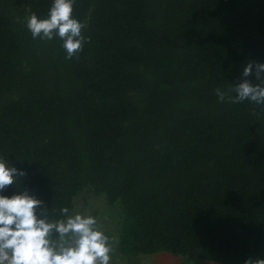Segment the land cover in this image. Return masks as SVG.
I'll use <instances>...</instances> for the list:
<instances>
[{
    "label": "trees",
    "instance_id": "obj_1",
    "mask_svg": "<svg viewBox=\"0 0 264 264\" xmlns=\"http://www.w3.org/2000/svg\"><path fill=\"white\" fill-rule=\"evenodd\" d=\"M52 3L0 0V157L26 172L0 194L53 220L104 194L118 260L264 259V105L215 93L257 82L242 73L264 63V0H75L78 59L26 27Z\"/></svg>",
    "mask_w": 264,
    "mask_h": 264
},
{
    "label": "clouds",
    "instance_id": "obj_2",
    "mask_svg": "<svg viewBox=\"0 0 264 264\" xmlns=\"http://www.w3.org/2000/svg\"><path fill=\"white\" fill-rule=\"evenodd\" d=\"M75 0H53L47 18L35 13L26 18V27L32 38L50 41L62 40L66 58L83 51L89 37L82 35L87 27L73 18ZM256 83L248 79L231 86L229 93L215 89L220 102L230 103L248 100L264 105V63L249 62L243 69V77L253 75ZM26 172L18 171L0 157V193L18 184ZM54 212L55 209H52ZM62 219H50L44 202L26 190L11 197L0 194V264H109L113 248L97 219L79 213L69 214L68 208L60 209ZM244 264H264V259L248 258Z\"/></svg>",
    "mask_w": 264,
    "mask_h": 264
},
{
    "label": "rangeland",
    "instance_id": "obj_3",
    "mask_svg": "<svg viewBox=\"0 0 264 264\" xmlns=\"http://www.w3.org/2000/svg\"><path fill=\"white\" fill-rule=\"evenodd\" d=\"M75 202L76 206L72 214L79 213L84 216L95 217L98 225L102 226L105 235L109 237V243L113 248L111 255L115 256L122 214L121 206L110 204L104 194L97 195L90 191L82 192ZM126 261L131 264H218L207 260L173 255L168 252L139 255L133 260L129 257Z\"/></svg>",
    "mask_w": 264,
    "mask_h": 264
},
{
    "label": "crops",
    "instance_id": "obj_4",
    "mask_svg": "<svg viewBox=\"0 0 264 264\" xmlns=\"http://www.w3.org/2000/svg\"><path fill=\"white\" fill-rule=\"evenodd\" d=\"M119 257V256H118ZM138 256H136V257H130V259L132 258V260L134 259V258H137ZM112 258L114 259V260H118V258H116L114 255H112ZM126 259H128V258H125V260L123 259H120V260H118L119 261V263L121 264L122 262V264H131L130 262H127L126 261ZM169 260V259H168Z\"/></svg>",
    "mask_w": 264,
    "mask_h": 264
},
{
    "label": "water",
    "instance_id": "obj_5",
    "mask_svg": "<svg viewBox=\"0 0 264 264\" xmlns=\"http://www.w3.org/2000/svg\"><path fill=\"white\" fill-rule=\"evenodd\" d=\"M109 264H120L118 260L112 259V261L109 262Z\"/></svg>",
    "mask_w": 264,
    "mask_h": 264
}]
</instances>
